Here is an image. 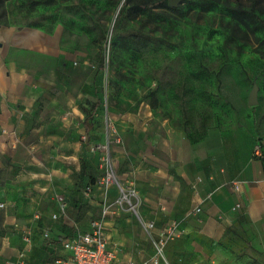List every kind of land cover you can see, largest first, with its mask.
Returning a JSON list of instances; mask_svg holds the SVG:
<instances>
[{
  "label": "crops",
  "instance_id": "1",
  "mask_svg": "<svg viewBox=\"0 0 264 264\" xmlns=\"http://www.w3.org/2000/svg\"><path fill=\"white\" fill-rule=\"evenodd\" d=\"M63 59L59 51L32 39L28 29L0 26V264L15 260L23 246V229L32 234L25 264H36L31 261L33 248L37 238L45 240L42 229H48L46 239L56 243L58 236L72 235L90 218L79 216L85 201L97 207V216L103 202L111 204L117 195L116 185L104 191L91 182L88 197L83 187L74 189L73 171L100 177L98 156L85 140L89 135L104 141L105 128L96 111L92 127L83 128L78 103L85 105L86 79L82 69ZM256 108L246 102L238 110L221 109L195 137L166 127L146 108L112 114L120 140L111 141L110 154L117 183L133 190L134 213H112L105 224L109 241L123 245L124 256L135 264L150 257L158 231L173 219L187 241H180L174 252L169 242L165 259L180 258V246H194L197 237L219 240L234 227L264 252V111L257 113ZM82 130L83 142L75 141ZM256 143L261 156L253 155ZM230 181H238L239 190L229 186ZM55 194L67 202L58 220L50 218L57 210ZM197 206L199 211L194 210ZM37 211L39 218L34 217ZM148 221L155 222V228L145 229ZM213 251L223 253L220 248ZM44 253L36 256L43 258ZM117 257L119 262L125 259L118 249Z\"/></svg>",
  "mask_w": 264,
  "mask_h": 264
},
{
  "label": "rangeland",
  "instance_id": "2",
  "mask_svg": "<svg viewBox=\"0 0 264 264\" xmlns=\"http://www.w3.org/2000/svg\"><path fill=\"white\" fill-rule=\"evenodd\" d=\"M123 1L0 0V26L28 29L32 39L62 53L70 67L82 69L86 79L83 107L98 103L96 113L103 124L106 112L116 125L112 114L146 108L166 127L182 129L195 137L212 114L245 106L254 83L260 96L254 107L257 113L264 111V27L254 28L248 19L234 14L245 11L264 20V0H179L174 6L166 0L133 17L118 14ZM156 1L160 0L125 3L131 6ZM102 59L104 66L100 69ZM83 134L82 130L74 140L83 142ZM100 141L89 135L85 140L86 144ZM60 154L58 151L54 158ZM80 171L72 172L75 191L81 190L85 181L98 183L99 176H85ZM93 208L85 201L79 216L95 217L98 210ZM121 232L126 233L124 229ZM225 234L219 240L197 237L194 246H180V258L169 257L162 262L264 264V252L252 245L244 230ZM180 241L187 238L175 237L171 252ZM55 242L45 239L40 243L37 238L32 263L48 264L45 261L55 256L66 258L68 254L59 241ZM117 249L121 258L130 257L124 256L120 243ZM44 251L43 258L36 256ZM148 258L137 264H144Z\"/></svg>",
  "mask_w": 264,
  "mask_h": 264
},
{
  "label": "built area",
  "instance_id": "3",
  "mask_svg": "<svg viewBox=\"0 0 264 264\" xmlns=\"http://www.w3.org/2000/svg\"><path fill=\"white\" fill-rule=\"evenodd\" d=\"M104 128L105 139L102 142L91 144L90 148L97 154L99 168L101 175L98 178L97 185L106 191L110 186L116 185L117 195L111 204L101 205L99 214L95 217L89 218L83 227H76L75 231L69 237L61 240L60 245L63 250L68 253L66 258L54 260L52 264H117V247L115 243L109 241L105 220L112 213H117L123 210H133L134 203L130 199V194L133 193L132 189H125L117 183L115 170L112 163L110 154V143L113 139L119 141L116 135L115 125L111 117L107 114L104 115ZM253 155L261 156V148L258 143L254 145ZM231 186L235 191L239 190L238 181H230ZM93 184L88 183L83 188V195L88 197L92 193ZM55 201L57 203V210L50 214L52 220H58L62 217L67 208V202L64 195L55 194ZM3 204L0 203V207ZM239 207L236 203L233 208ZM195 211H199V206L195 207ZM40 212H35L34 217L39 218ZM145 229L155 228V222L148 221L143 224ZM180 230L176 220H171L164 225L159 231L156 240L153 243V253L146 260L144 264H159L161 261H166L164 251L166 245L171 242L175 237L179 236ZM42 238H49L48 229H42L40 232ZM22 247L19 250L15 260L8 259L5 264H25L27 253L32 247V234L28 229L21 231ZM120 264H135L131 257H127L119 262Z\"/></svg>",
  "mask_w": 264,
  "mask_h": 264
},
{
  "label": "trees",
  "instance_id": "4",
  "mask_svg": "<svg viewBox=\"0 0 264 264\" xmlns=\"http://www.w3.org/2000/svg\"><path fill=\"white\" fill-rule=\"evenodd\" d=\"M168 1V0H167ZM166 0H160V1H156V2H153V3H148V4H144V3H141V2H137V3H134L132 4L131 6H126V3H125V0L122 2L120 8H119V11H118V14L124 12V14L128 17H133L136 13H138L139 11H144V10H147L149 8H152L153 6H155L156 4L160 5V4H165ZM117 14V16H118ZM235 16H238L239 18L241 17H244L245 19H248L250 22H252L254 28H262L264 27V20L262 19H259L258 17L256 16H252V15H248L245 11H235L234 12ZM116 21V20H115ZM264 42V41H262ZM104 66V59L101 60V62L99 63V68H103ZM84 105H82L81 107V111L83 112L84 114V118H83V127L85 128V130H89V128L92 126L93 124V121H94V112L96 111V108L98 106V103H93L91 106H89V108L87 109L86 107H83ZM98 113V112H97ZM89 183H91L89 181ZM88 184V182L86 183ZM84 184L83 185V188L84 186L86 185ZM238 230L236 227H234L233 229L232 228H228V230L226 231L227 232H230L232 234H234V232ZM67 236H70V235H65L64 237H60L58 236V239L57 241H59V243L61 242V240ZM58 257L55 256L53 257L52 259L50 260H46L45 263H53L55 259H57Z\"/></svg>",
  "mask_w": 264,
  "mask_h": 264
},
{
  "label": "water",
  "instance_id": "5",
  "mask_svg": "<svg viewBox=\"0 0 264 264\" xmlns=\"http://www.w3.org/2000/svg\"><path fill=\"white\" fill-rule=\"evenodd\" d=\"M179 0H168V4L171 6H174L178 3ZM257 90H258V86L256 83H254L248 93L247 96V103L251 106H254L257 104L258 100H257Z\"/></svg>",
  "mask_w": 264,
  "mask_h": 264
}]
</instances>
